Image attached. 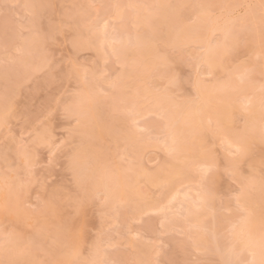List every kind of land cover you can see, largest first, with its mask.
<instances>
[{
	"label": "rangeland",
	"instance_id": "374dc122",
	"mask_svg": "<svg viewBox=\"0 0 264 264\" xmlns=\"http://www.w3.org/2000/svg\"><path fill=\"white\" fill-rule=\"evenodd\" d=\"M101 3L189 7H166L170 11L162 7L129 9L128 20L137 18L139 27L131 23L117 25L115 31L110 27L109 37L104 40L89 30V21L96 12L90 5ZM260 3L261 0H0V242L7 228L41 241L61 259L69 258L65 254L78 247L86 259L101 260L107 254L108 259L116 261L228 264L254 259L259 264V247L245 250L239 242L241 214L229 197L239 186L240 173L230 177L228 169L235 164L245 176L251 173L254 177L248 199L256 212L245 227L249 230L248 225H254L260 231L259 184L264 169L260 136V100L264 95ZM197 5L216 6V23L190 25L186 16L199 12L194 7ZM68 17L72 23L65 29L68 37L61 36L55 43L47 40L44 33L49 27ZM145 17H150L154 34L168 32L174 46L182 48L173 52L167 66L157 44L144 38L150 30L144 25ZM229 20L235 22L231 33L226 32ZM6 28L11 35L8 40ZM217 36L221 38L217 40ZM73 39H77L76 44ZM85 75L97 97L91 104L87 94L77 95ZM113 80L117 87L111 90V96L100 95L96 86L107 89ZM216 95L220 99H210ZM66 101H77L86 109L93 106L79 134L70 141L83 142V161L75 172L68 164L69 144L64 143L73 127L65 118ZM166 105L177 112L190 108L174 121L180 129L176 135L170 130L172 111ZM218 107L231 110L228 122L225 116L213 113ZM246 107L252 147L237 163L213 135L212 128L217 122L236 127L235 118ZM128 110L137 114L144 132L133 126L125 115ZM197 117L204 128L195 138L188 118ZM173 135L182 142L177 140L173 145ZM163 139L167 143L161 142ZM173 148L175 152L170 154ZM96 153L108 157V163L120 170L121 187L107 205L91 199L88 163ZM213 164L215 168L206 173V183H202L205 174L201 169ZM22 180L29 183V188L23 200L18 201L15 192ZM60 188L62 195L57 192ZM77 196L81 203L74 209L70 201ZM54 198V211L35 208L37 203ZM121 201L131 202L120 204ZM136 234L140 239L133 238Z\"/></svg>",
	"mask_w": 264,
	"mask_h": 264
},
{
	"label": "snow or ice",
	"instance_id": "6c2138e0",
	"mask_svg": "<svg viewBox=\"0 0 264 264\" xmlns=\"http://www.w3.org/2000/svg\"><path fill=\"white\" fill-rule=\"evenodd\" d=\"M25 7H48L52 8L54 6H29ZM91 8L95 9V15L89 21L90 31L99 33L104 40L109 37V29L111 27L112 31H115L117 25L124 26L127 23H131L134 28L139 27V21L137 18H133L131 21L128 20L127 13L129 9H136L141 7H181L187 8L186 5H163V6H147V5H122L119 3H101L92 4ZM195 8L200 9L199 12L188 14L186 20L190 25H204V24H214L216 23V13L213 11L214 5H197ZM250 7V6H249ZM260 18H259V36L261 40V45L264 47V0L260 3ZM144 25L150 30L144 34V38L147 40L154 41L159 49L160 56L162 58L163 64L167 66L169 57L173 52H180L182 48H177L174 46L171 38L166 32H160L159 34H154L151 29L154 27L151 23L150 17L144 18ZM228 27L226 32L231 33L235 27V22L229 20L227 22ZM71 17L67 19H62L55 23V27H49V29L44 33L47 40L55 43L60 40L61 36L65 38L68 37L69 33L65 31L66 28L71 27ZM40 29H37L39 32ZM221 37L217 36V40ZM5 39H11V35L8 29H5ZM73 43H77V39H73ZM227 40L225 37V47H227ZM169 47H172V52L169 51ZM187 47V45L183 46ZM211 67V65H209ZM118 79V78H117ZM100 95L104 97L111 96V90L117 87L116 81L113 80L108 83L107 89L97 85ZM87 94L89 97V103H93L96 100V93L92 90L91 81L88 79L87 75L83 78V86L77 90V95ZM261 107V128L260 136L261 143L264 145V95H262L260 100ZM65 118L70 120L72 123V128L69 130L70 136L66 138L65 144H69L68 152V164L70 170L75 172L80 166L83 159L81 148L83 147V142L80 144H72L70 141L73 136L79 134V129L81 127L82 121L90 117L91 108H85L82 104L77 101H66L64 106ZM125 115L129 116L132 120L133 126L140 132H144L145 129L140 125V121L136 119V113L132 110H128ZM248 111L247 107L245 112L240 116L236 117V127L228 128L223 126L221 123L217 124L212 128V133L214 136L218 137L221 144L225 146V150L228 155L233 157L238 163L240 159L245 157L251 150L252 145L249 142L248 136ZM211 121L209 124L211 125ZM243 125L244 127H240ZM161 142L167 143L166 139L161 140ZM172 143L176 145L177 141L175 136H172ZM58 148L63 147L62 145H57ZM175 152L173 148L170 152L172 154ZM264 159V156H262ZM88 166L90 168L89 184L91 199L94 201H99L103 205H107L112 202L115 191L121 187L120 184V170L108 163V157L103 154L96 153L89 159ZM215 168V164L210 165L205 169H201L202 183H206L207 177L206 173L210 172ZM229 175L235 176L237 172L240 173L239 186L234 190V193L229 197L235 204V209L241 214L240 216V231L238 232L239 242L245 246V250H250L254 246H258L260 249L261 259L259 264H264V169L261 171L259 190L262 197V202L259 206V220H260V237L258 244L254 240L253 235L250 230L246 229L249 217L256 212L255 208L250 207L249 197L254 186V177L251 173L244 175L242 169L236 167L234 164L228 169ZM29 188V183L22 180L20 188L15 192V197L18 201L23 200L27 195ZM86 192L89 189L85 190ZM12 192V189H9ZM57 192L61 195L63 194V189H57ZM54 193V197H55ZM39 200V197L37 198ZM71 205L74 209H78L81 203V199L77 196L76 199L71 200ZM131 201H121L120 204H127ZM4 211L7 213L9 211L7 206V201L4 204ZM32 207V205H28ZM57 207L55 198L53 201H41L35 205L37 210L49 211L55 210ZM5 235L2 242H0V252L3 253L4 258L0 259V264H163L161 261H149V260H128V261H116L107 258L101 260L97 259H86L83 252L78 247H73L65 255L69 258L61 259L58 258L57 253L52 250L47 245L43 244L41 241L29 236L22 237L16 230H8L5 228ZM134 239H140L139 234H136ZM228 264H256L253 260H237L229 261Z\"/></svg>",
	"mask_w": 264,
	"mask_h": 264
},
{
	"label": "bare ground",
	"instance_id": "6f19581e",
	"mask_svg": "<svg viewBox=\"0 0 264 264\" xmlns=\"http://www.w3.org/2000/svg\"><path fill=\"white\" fill-rule=\"evenodd\" d=\"M163 3H164V1H163ZM164 5V4H163ZM162 4H161V6H163ZM165 5H167V4H165ZM163 8V11L165 10V8L166 7H162ZM161 8V9H162ZM169 10V9H168ZM167 10V8H166V11H168ZM170 11V10H169ZM166 17V16H165ZM154 24V23H153ZM154 26V25H153ZM172 27V26H171ZM183 32V31H182ZM168 33V32H167ZM176 36V35H175ZM173 37V36H172ZM179 37H181L180 35H179ZM141 51H143V49L141 50ZM146 51H148L147 49H146ZM142 53H144V52H142ZM148 53V52H147ZM150 53H151V51H150ZM145 55V54H144ZM214 57V54L213 55H210L209 56V58L210 59H212ZM217 64H215V63H212V66H216ZM219 95H216V96H213V97H211L210 99H213V100H217V99H220V96L218 97ZM209 100V99H208ZM207 100V101H208ZM93 107V106H92ZM92 107L90 106V108H91V114H92ZM166 107H168L167 105H166ZM170 107V108H169ZM169 109L172 111L171 112V116H172V118H173V122L171 123V127H170V130H171V132L174 134V135H176L178 132H179V128H177V127H175L174 126V121H176V118L178 117V116H180V114H181V112L184 110H182L181 112H177L176 110H174V109H172V106L171 105H169ZM185 109H186V107H184ZM168 109V110H169ZM187 109L190 111V108L189 107H187ZM186 109V110H187ZM188 110L187 111H185L186 113L188 112ZM183 113V112H182ZM213 113L214 114H216V115H223V116H225V122H228L227 121V119L229 118V116H230V114H231V110L230 109H227V108H225V107H218V108H215L214 110H213ZM94 115V114H93ZM171 118V117H170ZM175 119V120H174ZM188 123H190V125H191V128H190V132H191V134L195 137V138H198L199 137V132L204 128V125H203V122H202V120H201V118L200 117H197V118H188ZM99 129H101V131H100V135L102 136L103 135V129H102V127L100 126L99 127ZM176 139V141L178 140V143H181L182 142V139L181 138H179V137H176L175 138ZM85 152V151H84ZM88 152H90V151H88ZM82 155H83V153H82ZM85 155H86V153H85ZM88 155V154H87ZM83 161V160H82ZM84 174V173H83ZM84 177H85V175H84ZM87 178V177H86ZM155 179H157V178H155ZM18 210V209H17ZM20 210V209H19ZM18 210V211H19ZM20 213V212H19ZM17 214V213H16ZM248 229L251 231V233L253 234V238H254V240L257 242V244H258V241H259V237H260V231H258L255 227H254V225L253 226H251V225H248ZM260 256V255H259ZM260 259H261V256H260ZM257 260V259H256Z\"/></svg>",
	"mask_w": 264,
	"mask_h": 264
}]
</instances>
